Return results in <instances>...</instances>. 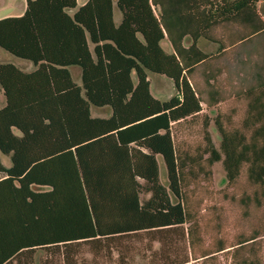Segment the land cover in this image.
<instances>
[{
	"label": "trees",
	"instance_id": "obj_1",
	"mask_svg": "<svg viewBox=\"0 0 264 264\" xmlns=\"http://www.w3.org/2000/svg\"><path fill=\"white\" fill-rule=\"evenodd\" d=\"M25 3L21 16L0 19V49L28 64L24 70L0 63L6 100L0 154L11 161L9 169L0 161V173L15 192V212L25 217L19 247L100 244L188 225L190 256L174 264H222L220 255L232 264H264V229L240 234L234 244L218 238L200 248L199 225L186 207L190 172L180 157L186 154L178 155L174 140L176 127L203 124L205 107L225 101L222 61L256 41L260 58L249 85L236 93L247 102L241 126L227 131L217 123V129L228 184L245 169L256 187L246 199L264 206V17L258 0ZM201 39L216 44L217 54L203 51ZM149 74L169 79L176 94L156 99ZM92 108L108 116L93 117ZM204 138L210 168L221 158L208 133Z\"/></svg>",
	"mask_w": 264,
	"mask_h": 264
},
{
	"label": "rangeland",
	"instance_id": "obj_2",
	"mask_svg": "<svg viewBox=\"0 0 264 264\" xmlns=\"http://www.w3.org/2000/svg\"><path fill=\"white\" fill-rule=\"evenodd\" d=\"M25 0H0V19L15 15ZM264 13V6L259 5ZM189 43V39L185 44ZM200 48L208 54H217L218 46L204 39L199 41ZM165 51H170L167 41L162 43ZM257 42H251L231 53L222 61L226 73L220 77L225 94V101L213 108H206L202 118L204 123L196 122L191 126L182 124L174 129L175 145L180 157L186 160V176L189 184L186 187V207L192 218L199 225L203 239L200 247L211 248L216 239L222 238L234 244L240 234L249 235L256 229H264V206L256 207L248 201L253 197L256 187L246 179L243 169L238 180L228 184L224 167V155L221 152L222 138L217 123L227 131L239 128L245 115L246 100L236 93L249 85L255 61L260 57L255 54ZM236 54V55H235ZM9 56V55H8ZM78 82V76L73 73ZM151 94L165 101L176 94L173 83L160 75L149 74ZM196 80L202 85L200 76ZM237 84H236V83ZM236 84V85H235ZM93 117H105L106 109L92 108ZM208 133L214 149L220 154V161L209 168L205 160L210 156L204 153L207 141L204 133ZM160 180L166 185V171L162 159H158ZM210 174H206L207 171ZM142 198H147L144 195ZM182 227L153 232H141L107 243H79L48 249V264H174L190 256L186 229ZM264 242V240H263ZM222 264H232L220 255ZM192 264V262L188 263Z\"/></svg>",
	"mask_w": 264,
	"mask_h": 264
},
{
	"label": "crops",
	"instance_id": "obj_3",
	"mask_svg": "<svg viewBox=\"0 0 264 264\" xmlns=\"http://www.w3.org/2000/svg\"><path fill=\"white\" fill-rule=\"evenodd\" d=\"M78 6H82L86 0H76ZM20 10L13 16L19 17L25 10V1H22ZM259 5L264 6V0H258ZM260 9V8H259ZM261 12V11H260ZM264 17V13L261 12ZM7 18V17H4ZM3 19V18H2ZM115 23H120V13L117 9L114 12ZM0 49V63H12L18 67L27 70L28 64L24 61L17 60L11 55ZM72 73H76L79 77V70L77 68L72 69ZM76 81V80H75ZM156 98V97H155ZM157 99V98H156ZM160 100V99H158ZM6 106V100L3 95V91L0 88V109ZM108 116V115H107ZM105 116V117H107ZM0 161L4 168L9 169L11 167V161L9 156L0 154ZM7 178V175L0 173V264H48V249L47 247L36 248H20L21 243L18 239L24 237L25 232L23 227H20L21 221L25 218L18 215L15 212V206L13 205L14 190L8 184H3V181ZM15 187H18L16 182L13 183ZM42 188L39 192H43ZM19 247V249H17Z\"/></svg>",
	"mask_w": 264,
	"mask_h": 264
}]
</instances>
